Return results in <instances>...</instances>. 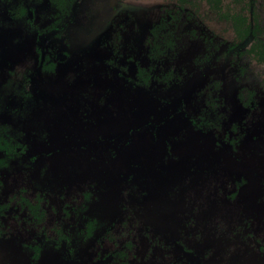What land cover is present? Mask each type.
<instances>
[{
  "label": "rangeland",
  "instance_id": "374dc122",
  "mask_svg": "<svg viewBox=\"0 0 264 264\" xmlns=\"http://www.w3.org/2000/svg\"><path fill=\"white\" fill-rule=\"evenodd\" d=\"M21 3L30 5L29 19L10 16ZM262 4L78 0L44 45L56 65L43 71L33 49L55 19L54 7L0 0L1 117L24 138L42 129L38 116L49 112L54 96L73 105L66 131L48 137L56 145L42 148L52 154L35 167L34 181L50 175L59 186L89 180L98 189L87 211L97 224L92 236L76 241L73 264H96L106 253L94 250L96 242L122 213L138 221L140 264L152 263L151 254L159 264H264V251L254 247L264 243V117L241 125L242 137L230 144L237 136L230 122L245 114L220 103L215 82L230 69L231 14L263 19ZM219 94L229 103V89ZM225 111L230 119L219 129L215 122ZM64 138L70 141L61 147ZM34 142L35 136L30 149ZM25 167L20 162L17 170ZM226 180L237 192L233 208L218 196V189L227 192ZM204 187L208 195L198 203ZM220 211L225 226L216 225ZM36 264L57 262L45 254Z\"/></svg>",
  "mask_w": 264,
  "mask_h": 264
},
{
  "label": "flooded vegetation",
  "instance_id": "af4514ba",
  "mask_svg": "<svg viewBox=\"0 0 264 264\" xmlns=\"http://www.w3.org/2000/svg\"><path fill=\"white\" fill-rule=\"evenodd\" d=\"M40 1L42 4H52L55 19L42 30L33 51L37 52L38 59L42 61V70L53 71L56 64L49 58L44 45L51 41L54 35L58 36L66 23H63V27L59 25L67 14L72 12L71 8L76 7L78 0ZM19 14L25 15V18L31 17L33 13L30 5L21 3L10 16ZM230 19L234 25V38L229 47L231 70L223 68V76L220 75L215 82L220 103H224L225 107H234L235 115L241 114V111L245 114L242 120L230 122L232 131L237 134L230 139V144H233V141L242 137V126L250 127L257 118L264 117V16L262 19L258 18L256 12H251L250 15L240 12L231 14ZM156 47L160 48L158 43ZM15 51L8 48L11 57L15 56ZM63 85L65 87L60 86L59 90L66 89V83ZM224 87L229 89V103L223 101L224 97L220 98L219 90ZM70 106L69 103L59 102L58 97L54 96L49 112L42 110L38 116L41 120L38 128L43 126V130L40 128L37 134L26 133L24 138L10 119L0 115V264H10L12 261L17 264H36L45 254H49L57 264H73L76 260V241L93 235L97 222L87 211L97 198L98 189L92 181L63 183L59 186L53 183V177L50 175L45 182L34 181L37 177L33 176L35 167L52 154L42 148L56 145L48 138L49 135L53 137L62 130L66 131V121L73 112ZM61 107L64 113L61 112ZM222 113L225 115L219 112L222 117L215 122L219 129L223 127L224 121L228 122L230 119L226 111ZM171 114L170 111L169 115H164L162 121L168 119ZM33 136L38 142H34V147L30 149L28 143L32 141ZM100 136L95 139L102 140ZM69 141V138H64L58 144L64 147ZM214 143L224 150L227 149L226 143L220 139H216ZM215 150L220 152L217 148ZM33 151L36 153L35 157L31 155ZM20 162L27 168L17 170ZM225 184L227 192L223 193L222 188L218 189V196L233 208L236 206L237 192L229 181L226 180ZM207 195V187H204L196 196V202H203ZM221 212L216 215L215 222L216 225L225 226L226 219ZM122 214L118 221L101 233V243L96 242L94 250L98 254L102 248L106 250L102 257L95 259L96 264H140L137 252L140 235L138 221L134 215ZM254 247L264 251V243L258 246L255 243ZM156 255L151 254L150 260L153 262L150 264H159Z\"/></svg>",
  "mask_w": 264,
  "mask_h": 264
}]
</instances>
